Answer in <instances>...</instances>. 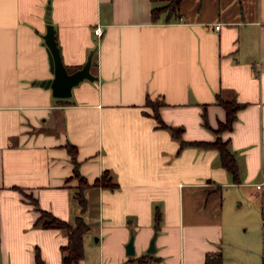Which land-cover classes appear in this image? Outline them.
<instances>
[{
	"label": "crops",
	"instance_id": "crops-1",
	"mask_svg": "<svg viewBox=\"0 0 264 264\" xmlns=\"http://www.w3.org/2000/svg\"><path fill=\"white\" fill-rule=\"evenodd\" d=\"M163 3L0 0V264H38L37 251L44 264H63L68 233L35 222L36 204L71 223L82 212L69 143L90 182L108 170L117 183L85 190L80 264H258L259 240L238 228L264 229V0H182L179 18L154 21ZM49 4L70 71L97 47L99 78L66 102L36 83L53 76L42 37ZM217 94L246 104L220 134L227 115ZM148 96L164 101L162 119L185 140H228L241 182L217 149H180Z\"/></svg>",
	"mask_w": 264,
	"mask_h": 264
},
{
	"label": "trees",
	"instance_id": "trees-1",
	"mask_svg": "<svg viewBox=\"0 0 264 264\" xmlns=\"http://www.w3.org/2000/svg\"><path fill=\"white\" fill-rule=\"evenodd\" d=\"M153 2L163 1V4L155 5L152 8V19L157 21L161 14L167 13V20H170L171 17L176 16L179 18L181 16L180 5L182 0H152ZM78 69V68H77ZM61 102H66V99H59ZM217 102L226 110V120L220 122L217 128H214V131L218 134L233 129L234 123L237 119L238 111L243 108L246 104L233 99H225L220 94H217ZM147 104L150 105L153 109V115L158 121L159 127L168 129L173 137H175L180 143V149L186 146H198L204 148H215L220 153V158L223 166L232 174L233 182H241L239 175V166L236 159L234 151L229 147V141L224 140L221 136H218L213 141L206 140H185L182 136L183 128L179 126H173L167 124L161 117L160 107L164 104L163 100L152 99L150 96L147 97ZM205 124H207L206 116L204 114ZM208 125V124H207ZM67 148L71 154L73 161V175L72 177L79 180L77 198L81 204L82 212L76 217L74 223H71L65 219L59 218L51 211L40 208L36 204V208L39 210L40 215L35 222V225L44 227V228H60L65 230L68 233V242L62 246L63 253V264H80L82 259L85 256L84 249V235L89 230V225L84 218V212L87 208V198L85 195V190L88 187L99 186V187H111L114 188L117 186V183L113 180L110 172L105 170L102 172L101 176L97 177L93 182H90L80 171V161L78 159V148L75 144L69 143ZM71 177V178H72ZM34 203L36 199L32 197ZM159 219V217H157ZM221 255V254H219ZM37 263L44 264L41 258L40 253H36ZM145 260L144 257L140 258L139 261ZM210 260V258H209Z\"/></svg>",
	"mask_w": 264,
	"mask_h": 264
},
{
	"label": "water",
	"instance_id": "water-1",
	"mask_svg": "<svg viewBox=\"0 0 264 264\" xmlns=\"http://www.w3.org/2000/svg\"><path fill=\"white\" fill-rule=\"evenodd\" d=\"M46 32L42 35L44 44L47 46L49 52V60L53 76L48 79L37 81L41 86L51 88L52 93L58 98H69L73 94V88L85 79L97 80L99 77L92 72L93 56L97 47L93 48L88 55L87 61L80 68L70 71L63 61L61 49L58 44L55 25L51 20V5L47 6L46 14ZM150 252L155 251V235L151 239ZM127 252L134 253V236L132 235L128 244Z\"/></svg>",
	"mask_w": 264,
	"mask_h": 264
},
{
	"label": "rangeland",
	"instance_id": "rangeland-1",
	"mask_svg": "<svg viewBox=\"0 0 264 264\" xmlns=\"http://www.w3.org/2000/svg\"><path fill=\"white\" fill-rule=\"evenodd\" d=\"M263 189L260 190V195L258 196L259 198L257 199L256 201V204L257 206L259 207V211L260 213L264 210L261 207V199H264V196H263ZM263 196V197H262ZM233 208L235 210H239V209H244V208H247L246 205L244 204L243 207H239V203H235V206H233ZM262 217V215H261ZM264 228V227H263ZM238 231L240 232V234L244 237L245 235L249 237H251V239H258L259 240V244H257V247H256V251H255V254L252 256L253 258L255 257L256 260H253L256 261L255 263H258V264H264V229H262V227L260 228H257L255 226H251L247 231L245 230V226H242L240 228H238ZM235 247L238 248L240 251L243 250L245 251V248L243 247L245 244L244 242H240V241H236L235 242ZM252 260V261H253Z\"/></svg>",
	"mask_w": 264,
	"mask_h": 264
},
{
	"label": "built area",
	"instance_id": "built-area-1",
	"mask_svg": "<svg viewBox=\"0 0 264 264\" xmlns=\"http://www.w3.org/2000/svg\"><path fill=\"white\" fill-rule=\"evenodd\" d=\"M217 27L219 28V25H217ZM94 32H95V34H97V35H101L102 32H103V27H102V25H98V26H96ZM257 186L260 187L261 184H257Z\"/></svg>",
	"mask_w": 264,
	"mask_h": 264
}]
</instances>
